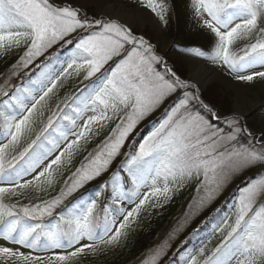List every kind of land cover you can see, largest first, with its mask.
<instances>
[{
	"label": "snow or ice",
	"instance_id": "obj_1",
	"mask_svg": "<svg viewBox=\"0 0 264 264\" xmlns=\"http://www.w3.org/2000/svg\"><path fill=\"white\" fill-rule=\"evenodd\" d=\"M131 3L0 0V58L17 57L0 83V264H98L190 186L182 219L139 264H264V127L249 130L238 101L221 117L203 95L213 69L264 86V0ZM180 16L207 41L178 48L187 74L138 30ZM34 64L26 86L11 83ZM251 169L199 246L170 255L191 219Z\"/></svg>",
	"mask_w": 264,
	"mask_h": 264
},
{
	"label": "rangeland",
	"instance_id": "obj_2",
	"mask_svg": "<svg viewBox=\"0 0 264 264\" xmlns=\"http://www.w3.org/2000/svg\"><path fill=\"white\" fill-rule=\"evenodd\" d=\"M123 2L126 3L131 10H136L135 5L131 3V0H123ZM183 20L185 22L184 31L186 32L189 39L182 41L173 37V34H170L173 33L169 31L170 27L167 29H161L159 31H153L151 24H139L138 30L142 31L144 35L153 42L158 41L161 52L167 54L169 62L172 63L173 61H177V67L182 71L183 74H187V65L178 62L180 59L178 48L187 44H191L194 42V40L196 43L203 45H206L207 41L201 38H195L194 35L189 31L188 19L183 16ZM16 59V56L0 58V83H3V80L7 76L11 64L14 63ZM43 59L44 57H41L35 63H39L40 60ZM34 66L35 64L30 66L29 69L21 71L19 76L14 77L11 80V83L14 85H20L23 81L28 79V76L25 75V72H31ZM36 71L38 72L39 69H36ZM82 86L83 85L77 86L74 84L72 89L69 90L65 88L62 90V94L65 92L71 94L77 90V87ZM203 95L206 100L216 104L218 108V114L221 117L231 113L234 107V101H238V107L243 111L245 118L241 122H246L248 129L253 133H259L261 128L264 127V86H261L260 83H238L234 80H229L226 77H222L215 69H213L203 84ZM0 99L3 98L0 97ZM161 111L153 113L152 116L148 117L137 126L133 133L137 140L142 139L151 131L152 122L160 117ZM256 171V169H251L245 172L242 176L234 178L231 183H229L224 188L216 200L199 211L185 226L183 231L177 234L176 239L172 243L170 255L175 252L177 248H180L183 252L185 245L184 242L188 239L190 241L189 247L199 246L200 240L212 231L214 224L217 222V217H222L228 212V204L231 203L233 196L238 194L236 192L238 186L243 185L246 177L256 175ZM94 183H99V181L93 182L92 184ZM195 196L196 192L194 186L186 188L170 204H168L164 209L160 210L159 215H154L150 224L145 223L144 229L142 231H139L130 237V239L134 238L133 241L135 242L136 248L133 250V252H131L129 260L122 264H139V260L142 258L145 251L158 243L160 239H163L166 234L177 225L178 221L182 219L185 211L188 208V204L192 202V199ZM217 209H220L219 213L217 212ZM197 229L199 230V236L196 239H192V233ZM222 235V233H217L215 236H213L211 241L208 243L209 248H212L217 243H219ZM116 255L110 256L107 259L98 262V264L111 260Z\"/></svg>",
	"mask_w": 264,
	"mask_h": 264
},
{
	"label": "trees",
	"instance_id": "obj_3",
	"mask_svg": "<svg viewBox=\"0 0 264 264\" xmlns=\"http://www.w3.org/2000/svg\"><path fill=\"white\" fill-rule=\"evenodd\" d=\"M169 27H170L169 31L173 32V33H170V34H173V37H175L181 41L189 39L186 32L184 31L185 22L183 20V16H180L179 18L174 19L171 22ZM27 80L28 79H26L25 81L22 82L23 84H25V86H26ZM95 184L96 183L90 184L87 187L91 188ZM200 228H203V227H200ZM133 240H134V238H131L130 241L128 242V247L126 249L122 250L121 252H119L113 259L105 261L101 264H122V263H125L126 261H128L130 255H131V252H133V250H135V248H136L135 242ZM187 241H188V243L186 245H184V250L192 248V247H189L190 246L189 239ZM176 259H177V261H179V255H177Z\"/></svg>",
	"mask_w": 264,
	"mask_h": 264
}]
</instances>
